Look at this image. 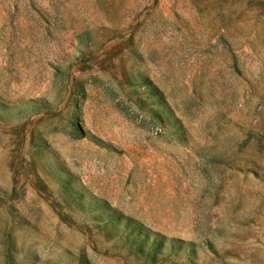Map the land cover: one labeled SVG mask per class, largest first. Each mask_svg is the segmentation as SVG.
I'll use <instances>...</instances> for the list:
<instances>
[{
	"label": "rangeland",
	"instance_id": "1",
	"mask_svg": "<svg viewBox=\"0 0 264 264\" xmlns=\"http://www.w3.org/2000/svg\"><path fill=\"white\" fill-rule=\"evenodd\" d=\"M0 264H264V0H0Z\"/></svg>",
	"mask_w": 264,
	"mask_h": 264
}]
</instances>
